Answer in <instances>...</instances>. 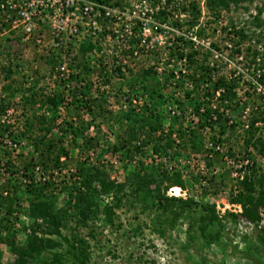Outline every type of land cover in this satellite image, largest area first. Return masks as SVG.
Instances as JSON below:
<instances>
[{
	"label": "rangeland",
	"instance_id": "374dc122",
	"mask_svg": "<svg viewBox=\"0 0 264 264\" xmlns=\"http://www.w3.org/2000/svg\"><path fill=\"white\" fill-rule=\"evenodd\" d=\"M182 5L173 9L175 14H184L181 17L187 39L183 44L160 47L151 56L152 66L144 60L123 79L110 78L108 87L81 86L78 79L68 81V85L55 83L54 66L58 59L47 44L38 45L8 32L0 34V97L11 104L0 116V189L7 182L10 186L28 180L17 171L23 170L32 154L37 157L32 137L14 142L3 128L8 123L12 129L21 128L29 119L32 136H42L45 132L36 119L41 115L48 120L57 116V127L47 134V139L53 138L56 146L69 151L68 157H62L60 167L53 169V180L60 186L71 184L75 178L71 175L81 161L101 165L110 178L125 183L122 201L113 208L112 223H105L103 214L98 213L87 226L76 225L70 217L67 226L61 228L62 235L69 239L76 234L86 241L88 264H264V210L260 209L259 222L248 223L241 214V204L231 202L242 190L241 177L249 175L252 168L256 175H264V156L257 143L264 140V83L257 81L261 73L264 0L229 1L227 7L214 0H183ZM239 30L244 32V39L235 33ZM179 46L185 51L182 53L188 75L181 70L184 65ZM255 51L258 55L253 57ZM185 75L193 86L182 78ZM219 78L236 84L237 94L230 95L228 103L213 94ZM8 84L10 90H3ZM52 94H59L62 100L57 108L49 110L43 100ZM76 98L78 103L74 102ZM134 98L137 101H132ZM212 103L218 105V110L227 109V114H221L217 121H208L206 115L197 122L195 110H191L197 104L206 108ZM247 106L248 117L243 113ZM150 114L158 115L152 122L160 124L153 130H149L146 121ZM142 116L148 117L139 122ZM253 117L260 118L253 133L243 130V124L250 123ZM230 119L233 123H229ZM66 122L86 125L85 135L93 137V144L84 145L82 140L73 143ZM140 123L145 126L138 139L123 148H129L132 156L111 154V145L126 139L129 127L137 130ZM210 123L215 130L208 131V127L204 133L202 127ZM210 132L216 133L209 135ZM209 137L222 149H205ZM157 145L163 146L164 151L154 152ZM125 165L129 170L136 168L156 177L179 174L185 187L179 186L178 195L174 194L175 189L172 191L174 186L170 187L166 194L192 199L190 209L174 217L173 212L152 206L150 197L135 200ZM39 170L36 167L34 171ZM4 197L0 205V262L15 264L16 255L10 251L7 239L24 243L31 222L29 201L22 194ZM66 198V191L58 193L54 208L65 205ZM9 201L13 202L12 214L4 209ZM110 202V197H104L100 207ZM205 205H214L218 220L210 221L211 212ZM50 237L60 241L61 246L44 250L33 264H56L52 260L55 253L62 255L63 264H75L67 244L55 235Z\"/></svg>",
	"mask_w": 264,
	"mask_h": 264
},
{
	"label": "trees",
	"instance_id": "16d2710c",
	"mask_svg": "<svg viewBox=\"0 0 264 264\" xmlns=\"http://www.w3.org/2000/svg\"><path fill=\"white\" fill-rule=\"evenodd\" d=\"M229 1L236 0H214L217 5L223 7L228 6ZM193 10H195L193 8ZM192 10V11H193ZM198 13L197 11H194ZM262 24V22H261ZM263 25V24H262ZM240 38L244 39L245 34L242 30L235 31ZM261 73L258 79L261 83H264V29L261 33ZM253 57H256L258 53H252ZM53 64L55 60H52ZM54 66V65H53ZM203 68V67H202ZM204 72L208 69H203ZM208 72V71H207ZM197 81V80H196ZM236 84L232 81H226L224 78H219V80L214 84L213 91L221 90V96H235ZM10 85H4L3 90H10ZM207 91V95H209ZM187 94H190L189 92ZM62 100L59 94H52L45 96L43 102L45 105L49 106V110H53L58 107ZM90 100H87L88 102ZM75 103L79 102V99L74 100ZM82 102V101H80ZM11 107L10 102H5L2 97H0V116H3L7 110ZM196 111L199 112L200 104L196 105ZM217 115V120L221 119V113L219 110H214ZM54 113V112H53ZM262 113V111H261ZM205 116L210 114V108H206L204 112ZM252 114H254L252 112ZM263 115V113H262ZM148 116H142L139 122H144ZM57 116H53L52 119H47L44 115L36 117L37 122L40 124V130L45 133L42 136H32V122L29 119L23 123L20 128L16 127L12 129L11 124H6L3 128V133H7V136L11 138L14 142L20 140L21 138H31L34 151L37 152V157L34 154L31 155L29 160L23 165V170L20 169L22 178H27L28 180L21 182H14L12 185L7 186V182L3 184V189H0V205L3 204L2 200L6 197L2 192L5 190L7 195L12 193V196L17 197L18 195H25L28 198V216L31 220L29 224V229L26 233V238L23 244H16L11 240L7 239V245L15 255V264H33L34 261L39 259V255L46 249H51L56 246H61L60 241L51 238V235L59 237L63 242L67 244V251L73 257L75 264H88L89 252L87 249L86 241L74 234L72 239L67 236L62 235L61 228L67 226V221L71 217L74 218L76 225L87 226L88 221H93L97 217L98 213L103 214V220L105 223L113 222V208L119 207V204L123 198V190L125 188V183L118 182L110 178L107 172L103 169L101 165H95L93 163H86L81 161L75 171L72 173V177H75L71 181L70 185L60 186V182L53 180V169L59 168L62 164V157H68L69 151L63 146H56L53 138L47 139V134L53 131L56 125ZM158 119V115L150 114L147 123L149 130H153L160 124H154L152 121ZM206 118V117H205ZM263 117H261L262 119ZM133 121V119H132ZM136 121V120H135ZM134 121V122H135ZM260 121L259 117H253L250 120V130L255 124ZM66 124V130H69L73 143L77 140H82L84 145H92L93 137L85 135L87 129L86 125L73 126V124ZM61 125V124H60ZM58 125V127H60ZM145 125L141 124L137 126V130L134 129L135 126L129 127L128 137L123 140H118L116 144L111 145L110 152L115 154L120 152L125 156H132L131 150L128 148L123 150L126 144H131V141L138 139L139 131L143 129ZM63 127H60V129ZM185 129V128H184ZM64 130V128L62 129ZM65 132V131H64ZM194 132H191L192 135ZM249 142V141H248ZM259 144V149L264 156V140H257ZM39 145L44 146L43 149H38ZM138 147L135 148V151ZM154 152L164 151V147L157 145L154 147ZM13 166V165H12ZM40 167V172H35V168ZM126 171H128V180H131L132 191L131 195L135 200H139L144 196V198H152V206L161 209L162 211H171L174 217L180 216V214L186 210L190 209L193 204V200L190 198H182L176 196H169L166 194L168 188L173 187L172 191L181 186L185 187L184 181L180 178L179 174L175 173L171 176H155L154 174H148L147 172L142 173L139 170H129L128 165H125ZM166 182V183H164ZM242 186V190L238 192L232 199V203H239L242 206V215L245 220L256 224L262 218L260 209L264 210V175H256L254 169L252 168L249 175H245L239 181ZM66 191L67 198L65 200V205L59 208H54V201L58 193ZM104 197H110L112 202L105 203L101 206V202ZM2 206V205H1ZM205 209L211 212L210 221L218 220L217 215L214 211V205H205ZM7 214H12L13 212V202L9 201L4 207ZM233 217L237 216L235 213H231ZM0 219V226L2 224ZM7 229L9 226L5 225ZM264 232V229H262ZM41 235H39V233ZM46 234V236H44ZM13 234L11 235V237ZM261 238H264L261 236ZM61 254L55 253L53 255V261L56 264H63ZM1 264V262H0ZM42 264H46L43 262Z\"/></svg>",
	"mask_w": 264,
	"mask_h": 264
},
{
	"label": "built area",
	"instance_id": "2783aa9c",
	"mask_svg": "<svg viewBox=\"0 0 264 264\" xmlns=\"http://www.w3.org/2000/svg\"><path fill=\"white\" fill-rule=\"evenodd\" d=\"M182 4L183 0H0V34L8 32L38 45L47 44L58 59L54 66L55 83L68 85V81L78 79L81 86L108 87L110 78L123 79L144 60L152 66L151 56L160 47L183 44L187 39L181 17L184 14H175L173 9ZM178 49L184 65L181 70L187 74L184 48ZM182 78L193 86L189 77ZM220 91L213 94L228 103L230 97L221 96ZM234 91L236 96V88ZM217 106L212 103L206 107L210 108L208 121H217ZM206 108L200 107L199 112L191 110H195L197 122L205 118ZM219 112L223 115L228 111L221 108ZM243 113L248 117L250 107H245ZM249 126V122L243 124V130L250 129ZM208 127V131L215 130L210 123L202 131L208 132ZM204 147L212 152L222 149L210 137Z\"/></svg>",
	"mask_w": 264,
	"mask_h": 264
},
{
	"label": "bare ground",
	"instance_id": "6f19581e",
	"mask_svg": "<svg viewBox=\"0 0 264 264\" xmlns=\"http://www.w3.org/2000/svg\"><path fill=\"white\" fill-rule=\"evenodd\" d=\"M172 189H173V188H172ZM180 192H181V190H180L179 188H176V189L174 190V194H175V195L180 194Z\"/></svg>",
	"mask_w": 264,
	"mask_h": 264
}]
</instances>
